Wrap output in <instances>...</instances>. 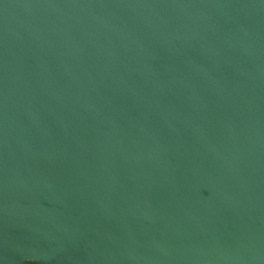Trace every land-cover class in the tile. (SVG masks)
<instances>
[{
  "label": "water",
  "instance_id": "1",
  "mask_svg": "<svg viewBox=\"0 0 264 264\" xmlns=\"http://www.w3.org/2000/svg\"><path fill=\"white\" fill-rule=\"evenodd\" d=\"M0 264H264V0H0Z\"/></svg>",
  "mask_w": 264,
  "mask_h": 264
}]
</instances>
